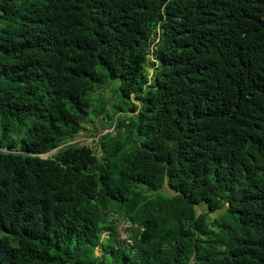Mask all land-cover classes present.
Instances as JSON below:
<instances>
[{
    "label": "trees",
    "instance_id": "1",
    "mask_svg": "<svg viewBox=\"0 0 264 264\" xmlns=\"http://www.w3.org/2000/svg\"><path fill=\"white\" fill-rule=\"evenodd\" d=\"M0 264H264V0H0Z\"/></svg>",
    "mask_w": 264,
    "mask_h": 264
},
{
    "label": "rangeland",
    "instance_id": "2",
    "mask_svg": "<svg viewBox=\"0 0 264 264\" xmlns=\"http://www.w3.org/2000/svg\"><path fill=\"white\" fill-rule=\"evenodd\" d=\"M153 70H154V67H152V66H150L149 67V71H150V75L153 73ZM115 85L116 84H114L113 85V87H115ZM96 97H97V102H99V101H101V100H103V99H105L106 100V107L107 108H109L110 106H109V104H110V102L113 100V99H116V96H115V94L113 93V90H112V88H109L107 91H105L102 95H100V94H96ZM100 118H103V117H101V116H99ZM99 117H97V118H95V121L94 122H92L91 120L86 124L87 125V130L86 131H84V135L82 134L80 137H78V139H80V144H82V143H85V142H89L90 141V138L93 136V135H91V133L93 132V131H95V130H97V128H100L102 125H101V123L103 122V121H101L100 123L99 122H97V121H100L101 119L99 118ZM108 121V120H107ZM110 121V120H109ZM81 139H83V140H81ZM90 143V142H89ZM50 152H57V151H50ZM50 153H44V154H42V156L43 157H47L48 155H49ZM164 192L165 193H168L169 192V190L168 189H164ZM126 224H124V223H121L120 222V224H119V227H120V231H121V237L123 238V239H125L124 237H125V235L127 234L126 232H124V231H126L125 230V228H126ZM108 236V233L107 232H105L104 234H103V236H102V238H105V237H107ZM96 252L98 253V254H101L102 253V248H101V246H98L97 248H96Z\"/></svg>",
    "mask_w": 264,
    "mask_h": 264
},
{
    "label": "clouds",
    "instance_id": "3",
    "mask_svg": "<svg viewBox=\"0 0 264 264\" xmlns=\"http://www.w3.org/2000/svg\"><path fill=\"white\" fill-rule=\"evenodd\" d=\"M109 123H110V122H109ZM101 128H102V129H101V131H102V130H104V129H106V128H112V127L107 126V127H101ZM101 131H100V132H101ZM109 131H112V129L109 130ZM109 131H108V132H109ZM98 132H99V131L97 130L96 133L90 138V141H89L90 144H92L93 138L95 137V135H96ZM108 132H106V133H108ZM81 135H82V134H81ZM81 135H80V136H81ZM83 135H84V133H83ZM80 136H79V137H80ZM81 140H83V139H81ZM79 141H80V139H78V138H75V140H74V142H79ZM79 143H80V142H79ZM61 147H62V146H60V147H58V148H61ZM58 148L53 149V150H51V151H58ZM47 153H52V152H47ZM42 154H44V153H42ZM42 154H41V156H42ZM42 157H43V156H42ZM124 238H125V237H124ZM125 239H128V236H127V238H125Z\"/></svg>",
    "mask_w": 264,
    "mask_h": 264
},
{
    "label": "built area",
    "instance_id": "4",
    "mask_svg": "<svg viewBox=\"0 0 264 264\" xmlns=\"http://www.w3.org/2000/svg\"><path fill=\"white\" fill-rule=\"evenodd\" d=\"M112 128H106V129H104V130H102L101 132H99V134H98V136H100L101 134H103V133H106V132H108L109 130H111ZM98 138V137H97ZM127 234L125 235V238H127Z\"/></svg>",
    "mask_w": 264,
    "mask_h": 264
}]
</instances>
